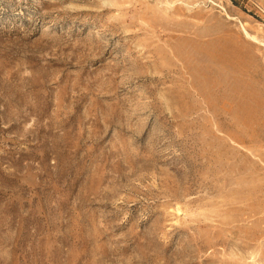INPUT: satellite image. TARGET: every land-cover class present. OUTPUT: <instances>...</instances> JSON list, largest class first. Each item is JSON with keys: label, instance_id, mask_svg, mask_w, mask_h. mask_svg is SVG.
Wrapping results in <instances>:
<instances>
[{"label": "rangeland", "instance_id": "374dc122", "mask_svg": "<svg viewBox=\"0 0 264 264\" xmlns=\"http://www.w3.org/2000/svg\"><path fill=\"white\" fill-rule=\"evenodd\" d=\"M0 264H264V0H0Z\"/></svg>", "mask_w": 264, "mask_h": 264}]
</instances>
